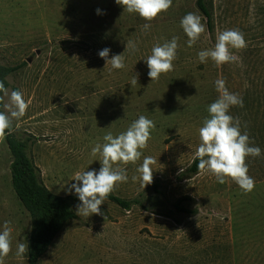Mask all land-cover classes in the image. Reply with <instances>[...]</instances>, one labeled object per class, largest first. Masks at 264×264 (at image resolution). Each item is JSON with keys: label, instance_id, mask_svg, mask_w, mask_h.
<instances>
[{"label": "rangeland", "instance_id": "1", "mask_svg": "<svg viewBox=\"0 0 264 264\" xmlns=\"http://www.w3.org/2000/svg\"><path fill=\"white\" fill-rule=\"evenodd\" d=\"M196 1L173 0L168 11L146 21L115 0H0V61L18 67L8 89L22 91L29 105L13 121L15 133L32 139L30 154L50 190L75 194L68 192L75 173L99 170L101 156L91 150L105 143L106 133L126 131L140 115L156 125L140 160L114 165L126 168L128 180L113 193H143L149 209L107 199L104 215L70 220L38 264H264V0H210L212 30ZM189 12L206 27L192 47L180 24ZM225 29L244 33L247 47L231 49L238 61L201 63L198 52L213 48ZM173 36L179 44L174 69L152 81L145 59ZM128 41L136 50H126ZM105 47L109 59L123 53L124 68L106 66L99 56ZM218 78L243 98L244 106L230 114L262 150L246 161L255 181L248 193L230 178L220 184L208 171L181 179L196 158L207 108L219 96ZM144 156L156 160L146 187L132 179ZM12 159L0 136V230L4 221L13 229L4 264H29L28 251L16 255L19 243L29 244L33 220L13 187ZM185 195L194 198L189 207L196 215L177 211L174 204Z\"/></svg>", "mask_w": 264, "mask_h": 264}, {"label": "clouds", "instance_id": "2", "mask_svg": "<svg viewBox=\"0 0 264 264\" xmlns=\"http://www.w3.org/2000/svg\"><path fill=\"white\" fill-rule=\"evenodd\" d=\"M118 5L123 6L129 13H138L146 21L154 20L160 13L168 11L173 0H115ZM101 13V9H97ZM181 27L186 33L187 45L192 47L205 32L206 27L201 18L193 13H186L180 21ZM151 25H143L145 31ZM247 42L244 33L239 29H225L217 33L216 42L213 48L198 52L201 63H206L210 58L217 66L226 63H236L238 57L231 49H244ZM179 48L178 37L173 36L162 44L153 46L151 54L145 59L149 69L148 76L152 81L158 80L161 74L168 73L174 69V60ZM136 50V44L128 41L126 50ZM111 49L105 47L99 51V56L106 60V66L110 63L113 69L125 67V57L122 54H115L109 59ZM242 63V62H241ZM137 79L130 81L135 85ZM226 79L218 78L215 87L219 93L218 98L209 104L208 117L203 120L199 128L200 144L195 151L198 158L197 168L200 172L208 171L216 177L220 184L226 182V178L234 181L243 192H251L255 187L254 178L249 175L247 158H255L262 155L258 146H253L249 133L241 130L239 117L230 114L234 106L243 107V98L231 92L226 87ZM0 136L12 127L13 121L24 116L28 103L25 101L22 91L13 89L9 91L0 82ZM154 121L144 115L134 120L126 131L113 135L108 132L104 135L105 143H97L91 150V154L101 156V167L96 169L76 172L73 183L68 192L74 190L80 204L76 212L80 217H89L92 214L104 215L101 205L108 199L115 190L118 183L128 180L127 170L114 165L135 164L142 156V150L146 149L151 138V131L155 129ZM246 127V126H245ZM156 160L152 156H144L142 164L137 168L139 177L133 176V180L140 179L143 187L153 182L152 165ZM106 220V217H105ZM10 221H4L0 230V264H4V258L12 251V227ZM28 244L23 242L17 245L16 255H24L28 251Z\"/></svg>", "mask_w": 264, "mask_h": 264}, {"label": "trees", "instance_id": "3", "mask_svg": "<svg viewBox=\"0 0 264 264\" xmlns=\"http://www.w3.org/2000/svg\"><path fill=\"white\" fill-rule=\"evenodd\" d=\"M198 10L206 17L210 30L213 29V14L210 0H197ZM18 67L8 66L0 61V82L9 88V76L15 73ZM0 95H3L0 92ZM6 142L12 153L11 174L12 183L17 196L20 198L26 209L31 213L33 226L28 244L29 264H38L39 259L49 250L55 237L63 227L73 219L77 218L75 211L76 204L80 203L76 194L59 195L54 193L45 184L40 167L36 164L30 154L32 139L21 137L15 133V127L5 132ZM198 158L196 157L181 179L186 176L192 177L200 171L197 168ZM158 187V185L156 186ZM143 193L135 198H122L113 192L108 199L116 202L125 209H131L134 205H140L148 210L143 201ZM194 201L190 195H185L175 202L177 211L188 215H196L197 208L189 205Z\"/></svg>", "mask_w": 264, "mask_h": 264}]
</instances>
